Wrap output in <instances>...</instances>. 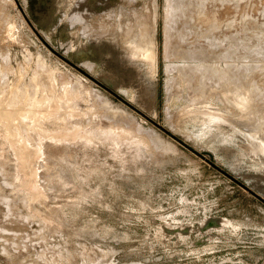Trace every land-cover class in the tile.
I'll use <instances>...</instances> for the list:
<instances>
[{
	"label": "rangeland",
	"instance_id": "374dc122",
	"mask_svg": "<svg viewBox=\"0 0 264 264\" xmlns=\"http://www.w3.org/2000/svg\"><path fill=\"white\" fill-rule=\"evenodd\" d=\"M196 2L189 49L234 35L235 89L210 87L218 55L166 52L170 0H0V264H264V0ZM48 79L80 97L43 126L85 137L35 135L21 162L2 123L30 114L22 90L46 119Z\"/></svg>",
	"mask_w": 264,
	"mask_h": 264
},
{
	"label": "bare ground",
	"instance_id": "6f19581e",
	"mask_svg": "<svg viewBox=\"0 0 264 264\" xmlns=\"http://www.w3.org/2000/svg\"><path fill=\"white\" fill-rule=\"evenodd\" d=\"M196 1L197 0H170V4L168 3L166 17L169 20V22L171 20V23H169V26L167 29V32H168L167 42H168V44L166 45V48H168V46H169V49L166 50V52L168 51V54L170 57H173L172 55H174L173 58H176V59L177 58H183L182 60L185 59L188 61L198 59V61L201 63L203 61L207 62L208 58L217 57L216 55H218L219 58H223L222 60H224L228 64H227L226 70H224V71L218 72V70L214 69V72L217 74V78L214 79L215 81L213 80L212 85L210 87L211 88L213 87V88L219 89V90H224V91L226 89L230 90L231 88L235 89L237 86V82H236L237 79L236 78H237V74H238L237 64H236L237 59L235 57H237L238 53H235V50H236L235 46L237 44L234 43L236 41V39L234 38V35L232 38L233 43L229 41L231 43V45L234 47H230L231 49L229 50V52L227 49H224V50H220L218 53H216V52H214V50H215L214 47L218 44V41L213 37L214 28L206 27L205 28L206 33L203 35V36H205V40H203L202 45L200 47L198 46L199 48H197V47L193 48L192 47V49L191 48L189 49V47H191V43H192V41L190 40L191 39L190 37L192 35H196V33H197L195 30L196 28L193 27V24H191V21L195 22L196 20L198 21L199 19L204 18L202 12L200 10H198V8H197V2ZM215 13L220 14L221 16H224V11L219 10V8L217 9V12H215ZM203 20H204V23L206 25L208 19L204 18ZM203 28L200 27V29H202V31H203ZM5 32L8 35V31L4 28V33ZM206 34H209V35L206 36ZM197 38L198 37H196V39ZM200 38H201V36H200ZM227 42L228 41H226L225 45L227 44ZM237 42H238V40H237ZM178 44L181 45L182 47L180 48V46ZM184 47L187 49L184 50L183 49ZM254 50L255 51H257V50H263L264 51V45L257 44V45H255ZM222 51H226L228 56L226 55V53H222ZM0 55H2V53ZM240 58H242V57H240ZM177 60H181V59H177ZM263 60H264V58H263ZM0 61H1V58H0ZM5 62H6V60H5ZM5 62L4 61L0 62V64H1V66H0V100L1 101H2V96L4 94V92H2V89L7 84V80H5V79L3 80V72H5L4 65H6ZM247 62L248 61H244V63H247ZM257 62H259V61H257ZM241 63H243V61H241ZM251 63L256 64V62H254V61H252V62L250 61V64ZM37 64H38V62H37ZM248 65L246 64L245 66L247 67V69L251 70L253 67L250 68V66H252V65H249V66ZM37 66H39V65H37ZM41 66H42V64H41ZM177 68L182 72V74L184 76L188 75L187 72L190 68L187 71L184 69L183 66H178ZM239 68H241V67H239ZM208 70H210V69H208ZM37 80H38V77H37ZM206 83H208V82H206ZM224 86H226V87H224ZM227 86L228 87L232 86V87L228 89ZM41 88H42V90H44V94H46L47 97L48 96L51 97V99H53L54 103L56 104V106H53L54 109L52 108L53 111L51 113L47 114L48 116L46 119L41 120L42 116H40V117H37L38 115L36 117L34 116V114H35L34 112L38 111L42 108L41 103L36 102V101H32L29 97H27L29 95L28 92L25 90L23 92V90H22V91H15L14 95L16 97H22L24 94V97H25V103L24 104L26 105L25 109L31 108L30 114H23V116L26 117L25 121L21 122L20 124H18L16 126H12L11 122H9V121L2 123L3 124L2 129H3L4 133H6V135L8 136L9 140H13L14 138H20L21 140H23V142H25L20 146L19 157L21 159V162L24 161V159H25L24 157H28L25 155H26V153H28L27 151H29L30 142H33L35 135H36L35 138H37V140L40 142L44 139V135L47 131L57 132L56 137H55V138H57V140L66 139L67 141H73L77 137L84 136V134H83L84 131L81 130L80 128L76 127L75 125L69 126V127H63V128H60L57 125V126H54L53 128L49 129V128H45L42 124L44 121H48V120L54 121L56 119H57V123H62V122H65L67 118H70L72 116L71 113H74V111L76 110V109H73V107H71L72 102L76 98L80 97L79 92H78V88L71 87L70 90H68V91L66 90L65 99H62L61 95L58 94V91L56 88V82L51 80V79H48V81H45L44 84H42ZM211 88H209V89H211ZM31 92H32V89H31ZM209 92H210V90L208 91V93ZM218 94H220V93H218ZM221 94H222V92H221ZM75 112H77V111H75ZM107 112H109V111H107ZM5 114L6 113H4V115ZM78 115H80L79 112H78ZM0 122H1V120H0ZM31 130L33 133V137L28 136L30 134L29 131H31ZM81 134H83V135H81ZM100 135L103 136L102 137L103 139H111V140H114L115 142L116 141L119 142V139H117L119 137L118 133L116 134V137H115L113 131L104 132ZM121 135H120V137H121ZM98 139H100V138H98ZM34 146H35V148H39V145H37L36 142H35ZM29 189H30V187H29ZM33 197H35V196H33Z\"/></svg>",
	"mask_w": 264,
	"mask_h": 264
}]
</instances>
